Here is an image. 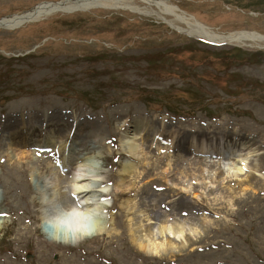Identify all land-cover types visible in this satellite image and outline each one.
<instances>
[{
	"label": "rangeland",
	"instance_id": "374dc122",
	"mask_svg": "<svg viewBox=\"0 0 264 264\" xmlns=\"http://www.w3.org/2000/svg\"><path fill=\"white\" fill-rule=\"evenodd\" d=\"M58 1L0 0V18ZM167 1L172 12L134 0L131 4L145 14L92 8L55 12L15 29H0V264H71L79 249L70 246V252L59 256L61 250L51 238L55 226L41 220L36 191L47 182L55 205H61L62 196L73 198L57 183L61 176H70L69 167L56 170L62 148L75 156L99 151L94 180L103 177L114 183L120 159L117 135L138 116L174 126L177 132L163 131L161 140L179 141L180 151L191 156L197 155L188 143L191 135L230 137L234 150L257 152L252 158H258L261 170H247L254 180L244 191L219 185L213 193L217 183L194 181L197 196L185 192L182 200L207 209L213 224L192 247L157 261L145 257L128 238L123 204L146 181L134 178L136 190L113 196L105 210L120 234L119 263L264 264V45L205 41L187 33L198 24L218 36H264V0ZM39 107L48 110V120L34 127L31 118L33 127H13L33 117ZM75 119L77 126L71 124ZM92 125L105 138L103 149L90 139ZM9 130L15 133L9 136ZM45 132L55 137L54 147L43 143ZM6 149L8 154L3 153ZM168 159L161 155V170ZM29 161L35 168L31 177ZM144 172L152 177L156 170L150 164ZM174 173L160 177V188L169 195L180 191L168 185ZM227 196L236 201L234 206L225 202ZM178 200H167V207ZM64 231L73 246L74 234L64 225L57 229L58 234Z\"/></svg>",
	"mask_w": 264,
	"mask_h": 264
},
{
	"label": "bare ground",
	"instance_id": "6f19581e",
	"mask_svg": "<svg viewBox=\"0 0 264 264\" xmlns=\"http://www.w3.org/2000/svg\"><path fill=\"white\" fill-rule=\"evenodd\" d=\"M132 1L134 0H62L58 3H39L21 15H9L1 19L0 29H12L22 23L43 19L55 12L69 13L103 8L146 13L133 6ZM139 1L145 6H154L161 12L173 11V7L168 4L167 0ZM187 33L205 41L229 44L250 41L264 45V36L255 32H239L228 36H218L201 25L193 24V28ZM47 111L46 108L39 107L33 117L29 116L28 119L18 120L13 127L15 129L31 127V118L36 121L48 120ZM71 124L77 126L76 119L72 120ZM130 127L132 128L131 133L128 130ZM167 130L168 132H177L174 130V126L162 120L156 123L153 119L139 116L129 119L127 128L122 129L117 135L120 159L114 183L103 180V177L99 179L101 182L94 180V168L97 167L95 155H99V151L93 155L75 156L70 149L62 148L60 150L62 162L56 170L59 168L65 170V168L70 167L73 174L71 173V177L61 176L60 181L62 182L57 183L69 190L73 198L68 201L62 196L61 205H55L54 199L52 196L50 197L46 189L47 182H42L46 184H43L36 191L37 202L42 210H40L41 220L50 222L55 226V232L51 238L54 243L58 244L56 247L61 250L60 257L62 254L70 252L69 247L71 246L79 249L77 251L79 255L74 252V256L72 254L71 258L68 257L71 264H120L117 259L121 253L118 246L120 234L113 228L112 221L106 219L105 210L112 206L113 196L118 193L129 195L130 191L132 189L135 191L136 188L137 190L132 194V197H128L123 204L124 209L128 212V238L134 247L141 251L145 257L153 258L155 261L186 247H192L199 242L201 234L213 223L207 209L188 206V203L182 200L181 195L188 192L192 194V197H196L195 192L197 190L194 181L203 182L205 178L210 180L209 183L211 184L217 183L216 187L210 190L213 193H218L219 185L227 191L234 187L244 191L254 180L247 170L254 171L255 174L261 170L258 158H252L255 156L253 154L258 155L257 152L234 150L231 147L232 139L230 137L222 135L213 138L212 136L191 135L188 143L193 145L197 154L191 156L190 153L184 154V151H180L179 141L174 143V141L163 142L161 140V132ZM12 132L15 133V131ZM12 132L9 130L5 133L10 136ZM89 133L95 146L98 149H103L106 142L101 131L92 125ZM43 143L46 144V147L50 144H52L50 147H54L56 144L55 137L45 132ZM246 144L243 142L242 146L246 147ZM247 146L249 147V144ZM57 151H59L58 148ZM3 153L8 154L9 151L6 149ZM154 153L158 156L150 162L149 158ZM215 153L217 156L214 157ZM12 155L15 156V154ZM161 155L169 157L166 167L162 170ZM224 155H226L225 159L223 158ZM150 164L156 173L152 177H145L144 168ZM27 165L31 177L34 175L35 168L32 167L30 161ZM172 170H175L176 177L167 179L168 185L171 189L176 188L180 191L174 193L175 190H172V194L169 195L160 188L162 184L160 177ZM50 175L54 180L58 178L53 169L50 170ZM134 178L135 180L142 178L146 181L139 188L137 186L134 189ZM232 179L235 180L234 183H232ZM180 198L181 200L173 203L171 207H167V200ZM225 202L230 207L236 204L231 196H227ZM154 210L156 214H154ZM151 213L154 215L152 216ZM60 225H64L74 234L75 243L73 246L67 242V231L58 234L57 229ZM106 248L109 250L106 251ZM138 264H147V262L143 259Z\"/></svg>",
	"mask_w": 264,
	"mask_h": 264
}]
</instances>
